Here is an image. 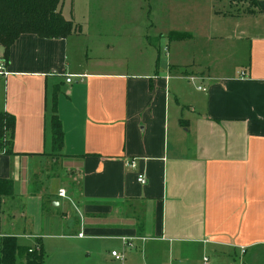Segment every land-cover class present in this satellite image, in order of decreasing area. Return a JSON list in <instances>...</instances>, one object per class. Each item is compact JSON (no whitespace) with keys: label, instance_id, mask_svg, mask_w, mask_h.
Returning <instances> with one entry per match:
<instances>
[{"label":"crops","instance_id":"0c3cea01","mask_svg":"<svg viewBox=\"0 0 264 264\" xmlns=\"http://www.w3.org/2000/svg\"><path fill=\"white\" fill-rule=\"evenodd\" d=\"M260 1L212 0L230 10L213 7L210 43L168 41L154 21L130 42L132 72L101 51L125 43L116 28L21 35L0 76V110L15 118L14 154L0 153V179L14 184L0 243L17 237L44 264H264Z\"/></svg>","mask_w":264,"mask_h":264},{"label":"rangeland","instance_id":"374dc122","mask_svg":"<svg viewBox=\"0 0 264 264\" xmlns=\"http://www.w3.org/2000/svg\"><path fill=\"white\" fill-rule=\"evenodd\" d=\"M213 7L217 11L230 10V6L220 5L212 0H63L62 12L67 20L83 29L91 27L101 29L104 26L109 30L116 28L113 33L119 35L113 40L119 42L124 40L125 43H102L101 51L108 54L110 59L123 57L126 61L128 59L130 63H126L125 67L132 72L139 66L138 63L134 67L132 62L137 60L141 51L140 43L130 42L136 41L140 29L146 28L149 31L156 21L158 30L167 32L170 30L167 38L169 35L175 38V35L180 34L184 36L182 43H210L209 31L214 25ZM171 31L176 34H172ZM85 44L89 47L90 53L92 45ZM145 44L148 48V43ZM112 46L115 47L114 52L111 51ZM162 53L166 55L164 48ZM144 56L143 60L147 58ZM68 60L70 62V55ZM205 263L207 264V260ZM19 264H24V261L20 259Z\"/></svg>","mask_w":264,"mask_h":264},{"label":"trees","instance_id":"16d2710c","mask_svg":"<svg viewBox=\"0 0 264 264\" xmlns=\"http://www.w3.org/2000/svg\"><path fill=\"white\" fill-rule=\"evenodd\" d=\"M255 1V0H254ZM63 0H0V63H9L11 47L23 34H33L44 39H65L80 29L62 12ZM264 8V1L257 2ZM175 35V34H174ZM173 35V36H174ZM173 39H182L175 35ZM52 151L60 154L64 148V130L58 115L51 117ZM15 118L0 110V153L12 155ZM14 193L11 179H0V232L3 200ZM44 264L45 253L42 249L22 247L19 239L4 236L0 243V264Z\"/></svg>","mask_w":264,"mask_h":264},{"label":"built area","instance_id":"2783aa9c","mask_svg":"<svg viewBox=\"0 0 264 264\" xmlns=\"http://www.w3.org/2000/svg\"><path fill=\"white\" fill-rule=\"evenodd\" d=\"M165 52L167 53V49H165ZM5 64L3 62L0 63V76H7L8 75V72L5 70ZM244 74V73H243ZM67 83H71L72 82V75L68 76L67 78ZM200 91H206V89L202 88V87H199L198 88ZM128 165L130 167H133L135 168V162L134 161H131L130 163H128ZM138 182L144 184L145 183V179H144V176L140 175L139 178H138ZM59 196L62 197V198H67V194H66V191L64 189H61L59 191ZM80 236H83L82 234ZM124 243L128 246H131V243H130V239L129 238H125L123 237L122 238ZM246 252V249L245 248H242L241 249V253L244 254ZM112 256L115 257L117 260L119 261H123L124 260V255L123 254H120L116 251H113L112 252ZM207 260V259H206Z\"/></svg>","mask_w":264,"mask_h":264}]
</instances>
